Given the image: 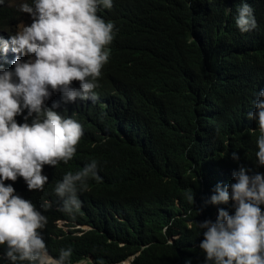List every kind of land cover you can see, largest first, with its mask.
Instances as JSON below:
<instances>
[{
    "label": "trees",
    "instance_id": "trees-1",
    "mask_svg": "<svg viewBox=\"0 0 264 264\" xmlns=\"http://www.w3.org/2000/svg\"><path fill=\"white\" fill-rule=\"evenodd\" d=\"M244 2L256 20L246 33L233 21L241 0H112L99 9L115 34L96 99L63 103L54 93L46 101L81 125L73 157L42 167V190L5 181L45 216L38 231L50 255L71 248L67 264H204L195 223L215 220L214 186L238 165L264 173L253 163L256 124L246 118L264 88V0ZM17 12L0 3V38L15 33ZM17 55L0 52V65L11 68ZM92 160L99 179L77 192L79 209L62 212L56 182Z\"/></svg>",
    "mask_w": 264,
    "mask_h": 264
},
{
    "label": "clouds",
    "instance_id": "clouds-1",
    "mask_svg": "<svg viewBox=\"0 0 264 264\" xmlns=\"http://www.w3.org/2000/svg\"><path fill=\"white\" fill-rule=\"evenodd\" d=\"M111 7L112 0H21L17 10L28 14L31 23L18 24L7 40L0 38V52L18 54L11 68L0 65V264H67L72 254L71 248H61L55 257L49 254L38 231L45 216L5 181L20 177L27 190H42L48 182L42 167L66 164L73 157L81 125L58 113L57 102L48 107L46 101L54 93L63 103L96 99L97 77L115 34L112 22L97 13ZM233 21L240 33L256 28L253 10L244 0ZM17 116L22 122L17 123ZM246 118L258 132L253 163L264 167V88L256 92ZM232 159H239L236 152ZM231 175L208 198L217 206L215 220L195 223L203 235L199 249L204 264H264V173L238 165ZM88 178L99 179L95 160L56 182L53 191L62 212L79 209L77 192L86 189ZM185 198L193 204L191 189ZM221 205H230L231 214Z\"/></svg>",
    "mask_w": 264,
    "mask_h": 264
},
{
    "label": "rangeland",
    "instance_id": "rangeland-1",
    "mask_svg": "<svg viewBox=\"0 0 264 264\" xmlns=\"http://www.w3.org/2000/svg\"><path fill=\"white\" fill-rule=\"evenodd\" d=\"M21 2V0H9V3H10V5L15 9V11L17 12L18 10H17V5L19 4ZM26 2H28V3H30L31 2V0H26ZM19 12V11H18ZM17 12V13H18ZM20 13V16H19V14H18V20H17V23L18 24H30L31 23V18L28 16V14H25V13H21V12H19ZM15 31H16V29H15ZM14 34V33H13ZM64 223L63 222H60V225H63ZM78 227H80V226H78ZM82 228H86V227H82ZM86 262L84 261V262H82V263H79V264H85ZM124 264H128V262H126V263H124Z\"/></svg>",
    "mask_w": 264,
    "mask_h": 264
},
{
    "label": "water",
    "instance_id": "water-1",
    "mask_svg": "<svg viewBox=\"0 0 264 264\" xmlns=\"http://www.w3.org/2000/svg\"><path fill=\"white\" fill-rule=\"evenodd\" d=\"M128 262V264L130 263L129 261H127ZM126 263V262H125Z\"/></svg>",
    "mask_w": 264,
    "mask_h": 264
}]
</instances>
